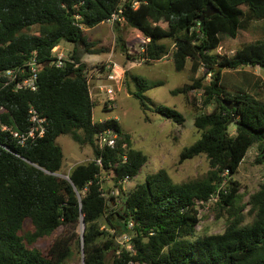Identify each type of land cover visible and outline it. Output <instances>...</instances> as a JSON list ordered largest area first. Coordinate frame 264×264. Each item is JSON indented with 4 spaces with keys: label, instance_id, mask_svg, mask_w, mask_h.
<instances>
[{
    "label": "trees",
    "instance_id": "1",
    "mask_svg": "<svg viewBox=\"0 0 264 264\" xmlns=\"http://www.w3.org/2000/svg\"><path fill=\"white\" fill-rule=\"evenodd\" d=\"M137 1L133 7L132 0H0V264H69L75 237L82 245L83 264H264V181L249 195L246 206L253 218L244 223L245 205L236 206L240 186L233 178L252 145L258 146L259 160L264 158V99L246 87L259 88V80L233 84L229 91L222 73L247 65L264 69V38L243 43L231 56L215 52L223 37L235 38L253 21H262L264 32V0ZM208 4L218 11L199 20ZM119 7L122 20L114 28L121 50L127 48L118 26L125 24L143 38L145 63L170 52L176 71L190 60L193 73L200 67L211 73L207 83L192 79L171 90L173 95L199 89L203 106L215 103L211 111L194 116L200 138L179 154V162L204 155L209 163L205 175L176 183L161 168L127 193L121 210L115 209V196H105L101 174L112 173L120 187V180L138 175L147 156L131 146L116 119L93 122L94 101L85 76L89 68L78 51L81 46L97 53L85 29L101 24ZM63 41L75 47L70 59L56 66L52 49ZM33 55L40 65L36 89L4 85L7 69L27 76L25 63ZM134 80L138 89L133 95L148 108L143 93L159 83L148 84L139 76ZM220 98L237 108L228 109ZM31 106L45 119L46 132L21 145L1 124L27 130ZM152 110L184 122L172 107L158 104ZM232 118L234 135L229 134ZM107 129L119 136L113 148L97 143L98 133ZM60 135L91 146L93 152L92 160L70 170L69 180L52 174L62 167L56 142ZM216 192L215 204L228 212L227 225L221 233L196 236L198 209ZM102 218L106 226L101 229ZM125 237L129 248L117 242Z\"/></svg>",
    "mask_w": 264,
    "mask_h": 264
},
{
    "label": "rangeland",
    "instance_id": "2",
    "mask_svg": "<svg viewBox=\"0 0 264 264\" xmlns=\"http://www.w3.org/2000/svg\"><path fill=\"white\" fill-rule=\"evenodd\" d=\"M262 21H253L247 29L239 30L235 38L223 37L219 47L215 52L220 55L231 56L243 43L251 42L264 38L261 28ZM32 31L36 28H31ZM119 33L122 35L126 51L121 50L120 44L116 43L118 30L114 26L99 24L93 28L85 29L88 40L94 42L91 49L97 53H89L84 47H78L81 59L86 63L89 71L95 73L93 83L111 84L113 89L112 99L104 92H100L94 86L91 88V97L94 101L92 120L93 122L103 121L114 118L118 121L122 130L129 134L131 146L142 151L147 156L146 163L141 167L139 173L134 178H129L119 186H115L112 173L101 174V185L105 196H115L117 205L115 209L123 208V201L129 191L138 183L144 181L146 175L154 173L163 168L167 171L171 179L176 183L196 179L205 175L209 169V163L204 155L196 156L192 159L179 162L180 152L193 144L200 138L194 124L193 118L199 112H209L214 108V101L207 106H203L204 96L202 90L194 89L188 94L173 95L171 90L191 84L192 79H201L205 84L211 78L205 69L200 67L193 73L191 61L188 60L182 71H176L171 59V55L157 61L145 63L141 61V45L143 38L139 32L125 24L118 26ZM169 47L172 46L170 39H163ZM59 52L63 53L64 59H70L75 45L71 42L63 41L60 43ZM57 50V52H58ZM218 51V52H217ZM110 60L121 68L119 72L118 85L106 79L108 71L107 65ZM98 70L103 72L99 73ZM223 82L226 90L231 91L233 84L246 81L254 82L259 80V88L253 90L248 86L247 89L253 96L264 99V69L259 66L247 65L236 70L224 69ZM135 76L143 77L149 83H159L144 91L148 108H143L139 99L134 97L138 87ZM95 77V78H94ZM97 77H99L98 81ZM101 78V79H100ZM204 78V79H203ZM92 80V81H93ZM92 83V82H91ZM104 91V90H101ZM165 105L176 109L184 116V122L178 124L170 119L164 118L152 109L156 105ZM235 127L229 124V134L234 135ZM63 153V162L60 173L69 174L70 170L79 163H86L92 160L93 152L89 145H80L68 135H60L56 139ZM260 151L257 144L252 145L243 161L240 163L233 178L239 183V199L236 201L238 208L243 207L241 214L244 216V223L252 221L253 215L248 213L249 207L246 206L249 195L255 192L261 182L264 181V158H260ZM227 184V183H226ZM225 184H222L224 186ZM212 200L199 207V222L196 227V236L221 233L228 222V212L220 208ZM28 222L26 226H28ZM99 226L105 227L104 218L100 219ZM78 233L80 230L78 229ZM72 243V253L69 264H83L80 245L75 237ZM117 242L127 245V239L117 238ZM39 246V245H38ZM111 258V251L108 252Z\"/></svg>",
    "mask_w": 264,
    "mask_h": 264
},
{
    "label": "built area",
    "instance_id": "3",
    "mask_svg": "<svg viewBox=\"0 0 264 264\" xmlns=\"http://www.w3.org/2000/svg\"><path fill=\"white\" fill-rule=\"evenodd\" d=\"M124 1L125 0H121V3H123ZM137 5H138V1L132 0V6L136 7ZM121 20H122V9H121V7H119L117 9V11L112 12L102 23L110 25V26H114L117 22H119ZM58 46L59 45L55 46L52 49V53L56 57V66H61L65 59H64L63 53L59 52ZM57 50H58V52H57ZM217 54H220V53L218 52ZM169 55H170V52L167 53L162 58L168 57ZM141 61H144V58H142ZM39 66L40 65L38 63L36 56L33 55L25 63V69L27 71V76H25V77L19 76V73L22 72V70H20V71H17L14 69L5 70L2 73V75L6 78L4 85H9V84L14 83L15 90H21V89L35 90L36 89V80H37V76H38V72H39ZM107 67H108V71L105 75L106 79L109 81H113L118 85L119 80H120L119 79V72H120L121 68L119 66H117V64L115 62H112L111 60H110V64H108ZM98 72L101 73L103 71L98 70ZM94 74L95 73H93L92 71H89V70L85 71V76H86V81H87L90 96H92L91 95V92H92L91 88L95 84V83H93L95 81V80H93V76H95ZM208 74L210 75L211 73H208ZM98 79H99V77H97L96 81H98ZM95 85L96 86H94V87L97 90L107 94V96H109V100H113L112 99L113 89L111 88V86H112L111 84L96 83ZM101 90H104V91H101ZM28 112H29L30 124H29L27 130H25L23 132L16 130L15 128H12L11 126L1 124L2 129L9 131L11 133V135L16 139L17 143L21 144V145L25 144L27 141H32V140H35V139L42 137L46 132L45 119L43 117L39 116V113L37 112V110L33 106H31L29 108ZM118 137L119 136L115 131H113L112 129H107L105 131L98 133L97 143H98L99 147L107 146V147L113 148L116 144ZM95 162L99 166L102 165L100 158L95 159ZM128 179H129L128 177H125L123 180H120L119 183L121 184V183L127 181ZM221 187H222V185H221ZM217 198H218V192L213 194L211 196V198L206 203L211 202L212 200L216 201ZM131 226H132V222L129 223V227H131ZM125 239H128V237H125Z\"/></svg>",
    "mask_w": 264,
    "mask_h": 264
},
{
    "label": "water",
    "instance_id": "4",
    "mask_svg": "<svg viewBox=\"0 0 264 264\" xmlns=\"http://www.w3.org/2000/svg\"><path fill=\"white\" fill-rule=\"evenodd\" d=\"M218 10L217 9H215L213 6H212V4H208L207 6H206V9L203 11V13L200 15V17H199V20H203L204 18H207V17H209L210 15H212L213 13H216ZM219 69V67L218 66H216V70H218ZM221 99V101H222V103L226 106V107H228V109H232V108H237V106H238V104H233L231 101H229V100H223L222 98H220ZM230 123H233V118L229 121V123L228 124H230ZM54 176H58V177H61V178H64V179H67V180H69V175L68 174H62V173H60V172H54V173H52ZM78 194V193H77ZM78 196H79V194H78ZM82 231H83V222L81 221V233H82ZM82 238V237H81ZM81 245V244H80ZM81 248H82V245H81Z\"/></svg>",
    "mask_w": 264,
    "mask_h": 264
},
{
    "label": "crops",
    "instance_id": "5",
    "mask_svg": "<svg viewBox=\"0 0 264 264\" xmlns=\"http://www.w3.org/2000/svg\"><path fill=\"white\" fill-rule=\"evenodd\" d=\"M90 29V28H89Z\"/></svg>",
    "mask_w": 264,
    "mask_h": 264
}]
</instances>
